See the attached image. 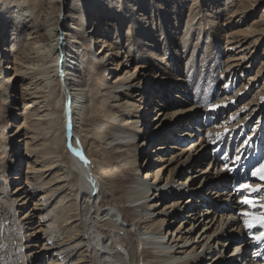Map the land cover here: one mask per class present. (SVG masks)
Returning <instances> with one entry per match:
<instances>
[{"label":"bare ground","instance_id":"bare-ground-1","mask_svg":"<svg viewBox=\"0 0 264 264\" xmlns=\"http://www.w3.org/2000/svg\"><path fill=\"white\" fill-rule=\"evenodd\" d=\"M212 1L213 6L211 0H0V23L6 25L0 35V92L5 115L21 117L16 126L9 119L0 144V264H42L40 258L45 264H255L246 252L248 237L238 240L245 225L264 219V194L234 197L223 166L232 162L217 166L215 154L202 167L214 144L209 128L205 137L179 146L203 131L191 125L197 104L180 116L167 108L171 78L184 82L183 88L172 86L170 96L177 100L171 103L186 100L188 83L204 84L195 67L183 69L182 56L197 59L201 50L199 66H214L220 48L212 50L225 30L222 0ZM233 1L224 0V6ZM257 2L237 0L230 12L241 9L237 22L251 19ZM143 7L151 11L156 31ZM261 17L225 37L227 47L240 48L228 67H249L244 59L264 38ZM22 30L26 37L19 42ZM189 39L199 48L187 44ZM134 61L139 63L132 69ZM92 74H99V82L91 81ZM150 77L162 83L149 84ZM258 95L248 102L256 104L250 114L264 103V92ZM233 99L217 101L218 109ZM22 101V110L12 112ZM215 107L203 115L212 122ZM238 123L216 135L225 138ZM162 127L167 128L161 132ZM251 185L256 193L264 190V174ZM229 240L238 242L227 252Z\"/></svg>","mask_w":264,"mask_h":264},{"label":"rangeland","instance_id":"rangeland-1","mask_svg":"<svg viewBox=\"0 0 264 264\" xmlns=\"http://www.w3.org/2000/svg\"><path fill=\"white\" fill-rule=\"evenodd\" d=\"M236 1L237 0H234L233 2L228 4L229 6L228 5L224 6V0H222L221 9H223V11L221 12V14L219 16V19L222 20L221 23H222V26L224 27L225 33H223L221 38H220L221 42H220L219 46H217V47L211 46V47H214L213 50H212L213 52H216L217 48L218 49L220 48V51H218V53H215L216 58H214V60L210 63L211 65L214 64V66L209 67V68L200 67L199 66L203 62V58H202L203 53H202L201 50H197V53H198V56H199L197 59H195V57L192 59V56L189 57L190 60L186 56H182L181 57L182 58V63L185 64V65H182L183 69L185 68L186 65L189 66V67H195V71L194 72L197 71L196 73H197L198 77L200 76L201 78L204 79L203 80L204 84H202V81L199 80V79L194 80L193 83L191 82L192 84L188 83L189 88L188 87L186 89L184 88L186 90L187 94H188V96H185L186 100L180 101V102H177V103H171V102H174L175 100H177V99L173 98L172 96H170L171 95L170 93H174L173 91H176V90H172V86H175V85L179 86L180 85L179 87L183 88V86L181 84H184V82L183 81H177L174 78L170 79L172 81L171 82V86H170V88H168V91H167V94H166V99L170 100L168 102L167 108H168L169 113L179 112L180 114L178 116L183 115V114H187L188 112H190L189 110L183 112V110H186L187 108L189 109V107H193L195 104H197L196 109L193 111V113H190V114H192L193 117L196 116V115H197V117L200 116V115L203 116L204 115V111L208 108L209 105H212L214 103L215 106H217V107H215V110H216V109H218V106L221 105V103H218L219 101L226 100L230 96H234V99L232 101H230V105L228 107L219 108L218 111H216L215 116L217 115V117H215L214 122H212V123L210 122V124L207 127L205 125H201L200 126V124H198V123H197V125H195L196 123L193 124L194 123V120H193L191 125L192 126L195 125L199 129H202L203 131L201 132V131H197L196 130L194 132V134H196V136H194V137L188 136L187 137L188 139L182 141L179 144L180 147H185L188 143H191V140L192 141L193 140H198L199 136H201L203 138L206 135H208V137H217L218 138V136L216 135V133L218 131L221 132L223 130V128H227V127L230 130L232 128V126L234 124L238 123L239 121L240 122L238 123L239 124L238 126H241L243 123H251V125H253V126L256 125L257 126V123H259L258 126L260 127L261 124L264 123V103L262 104L263 100H260V103L262 105L260 104L259 107H257L256 111L254 113H252V114H250V110L252 108L256 107V104L255 105H252V104L250 105L248 103V102H250L251 98H253V97L255 99L258 97L257 99H259L260 95H258V94H260L261 92H264V89H262V87H264V72H263L264 70L261 71V68L263 67V62L262 61L264 60V55L260 54L259 51H258V47L262 46L261 42L264 43V38L261 41L260 40L257 41L256 45H254L255 47H254L253 51L250 50L251 51L250 53H248V49L245 50V52L248 53L247 56H246V59H244L246 64L249 63V67H247V70H243L240 67H238V68L235 67L233 69L228 67L232 63V61H229V60H231L232 57H237L238 56L240 48L239 47H236L237 49L229 48V47H227L228 44L225 41V37L227 36V34L233 33L235 30H243V29H245V27L250 25V23L253 21V19H258L259 17L263 16L262 14H264V0H258V2L253 6V8L250 9V12L252 11L250 13V18L251 19L247 18V16H246V18H241L238 22H237L238 18H240V16H242V15H240L241 9H236L237 10L236 13L230 12V8L234 7V3ZM212 3H213V1L211 0V2L208 5L213 6ZM186 7H187V5L185 6V8ZM185 8L183 9V11L185 10ZM44 9H45V6H43V8H41L40 12H39V17H38V22H37L38 30L43 29L42 18H43V12L46 10V9L45 10ZM142 10L144 11V14L147 15V21L149 22L147 24L149 25V27L152 26L154 28V31H156V29H157V27L155 26L156 22L152 21V15L150 14L151 11L149 10V8L145 9L144 7L142 8ZM157 11H158L157 8H155L154 11H153L154 13H156L155 16H154L155 20H157V16H156L157 15ZM184 17H185V14L183 15V18ZM261 18H262V21H264V17H261ZM100 20L101 19H98V22H100ZM92 21H94V20L92 19L90 22H92ZM5 26H6L5 23H3L1 21V23H0V35L2 33V30L3 29L5 30ZM178 27H180L182 29L181 25H179ZM24 32H25V30H24ZM241 34H243V32ZM24 37H26V35H25V33H23V30H22V34H21V36L19 38V42L23 41ZM252 37H253L252 35L247 36L245 41L247 39L249 40ZM204 40H205V42L208 41L207 39H204ZM248 40H247V42H248ZM190 41H191L190 39L187 40V44H189ZM179 44L182 45L183 41H181ZM190 44H192L194 46V49H198L199 46H200V43L199 42H195V40H193V39H192ZM98 47H99L98 45L94 46V50L97 49ZM211 47L209 46V48L207 50H209ZM183 49H185V48H183ZM179 52L182 53L183 52L182 49ZM206 53H210V52L208 51ZM254 56H256V57H254ZM138 63L139 62H135V61L132 62L131 68L134 69V67L136 65H138ZM140 68L141 67H139V69ZM188 68H186V69H188ZM258 72H259V75L256 77V79H253L255 74L258 73ZM173 73H174V75H176L175 72H173ZM3 77L4 76H2V77L0 76V81L1 82L5 81V79H3ZM90 77H91L90 78L91 81H96V82L98 81L99 82V78H100L99 74H97V75H93L92 74V75H90ZM250 78H252V79H250ZM29 80H30V78L26 77V81H29ZM149 80H151V82H148L149 84L162 83V82H159V80L155 81L151 77H150ZM6 85L9 86V82L6 83ZM198 85H199V87H198ZM226 86H228V87L226 88ZM242 86H246V88L242 89ZM17 87H18V85L16 86V88ZM232 87H233V90H232ZM211 89L214 90V92L216 91L215 95L217 93H218V95L216 97L214 95V98L212 100L208 99L209 100L208 101L209 103H208L207 101H205L204 96H205L206 91H209ZM190 90L192 92H190ZM237 90L238 91L241 90V94L238 97H235V95L237 93ZM0 94H1L0 95V144H1L2 138L5 136V133L8 131L6 126H7V123L10 122L9 119L12 121V124L14 126H16V124L21 122L20 121L21 117L20 116H14L15 118L13 119L11 116H6L5 115L4 111H5V108L7 107V104H6V102L4 100H2L3 97L5 96V92L3 90H1ZM177 94L179 96H181V93H179L178 91L176 92V95ZM210 94H211V92H210ZM206 96H207V94H206ZM206 96H205V98H206ZM222 96H223L224 99H222ZM28 100H30V99H26V101H24V102H27ZM257 101H259V100H257ZM24 102L23 101L19 102L18 105L16 106V109L13 110L12 112L19 113L22 110V108H23L22 107V103H24ZM226 102H229V100H227ZM254 102H256V101H252V103H254ZM184 107H186V108H184ZM258 108H260L259 111H258ZM152 115H154V113H152L150 116H152ZM242 119H244V120H242ZM176 121H177V119L172 120L171 121L172 123H170V125L173 124L175 126L177 124ZM94 123H96V122H94ZM174 126H172V127H174ZM167 127H162L163 129H161V132H163V130H165ZM9 128H10V130L15 129V127H12V126L9 127ZM25 128L26 127H23V129H25ZM208 128H209V131L205 135L204 130L208 129ZM249 129L250 128L248 127L246 129H242V130L246 131V130H249ZM229 130H226L225 138H227V140L231 139V137L229 135ZM188 131H190V133L193 135V130L192 129H188ZM158 134L159 133H157L156 135H158ZM261 136H262V138L264 140V137H263L264 136V132H262ZM41 139L43 140V138H41ZM41 139L39 140L40 143L42 141ZM255 145H256V143H254V146ZM216 146H215V144H213V145H210L208 147L207 153L209 155H208V157H206L204 159V161L202 163V167L206 168L208 166V162L210 161V158H212L213 155L215 154L213 149L216 148ZM22 148H23V146H22ZM262 151H264V148L262 149ZM13 152H15L14 149H12L10 152H8L7 155L10 156V155H12ZM20 152H22V151L20 150ZM25 153L26 154H22L21 155V161L23 162L24 167H26V164H27V163L25 164L24 162L25 161L26 162L29 161V154L27 152H25ZM146 153H147V151H146ZM162 157H163V155H162ZM10 158H11V156H10ZM144 158H145L144 155L141 156L137 160V163H141V161L144 162ZM113 162L114 161L112 160V166L110 165V171L112 172V178L110 177V180H115V178H116L115 174H117V173H115V170L113 169V166H114ZM228 163H230V162H228ZM219 165H221V164L219 163V161H217V166H219ZM261 165H264V161L262 162ZM261 165L259 166L260 168H261ZM262 171H264V169H262ZM260 176H263V175H260ZM207 191H208L207 194L209 195V192L212 191V190L209 189V187H206L205 188V192H207ZM261 192H262L261 195H263L264 192L263 191H261ZM38 194H39V192H37V195ZM186 213H187V210H184L183 214H186ZM237 242L238 241H234V242L230 243V240H229L228 244L230 243L229 244L230 248L227 250V252L232 250V248L234 247V245H236ZM48 259H49V257L46 258V261ZM38 261L40 263H42V264H45V260L43 258L38 259Z\"/></svg>","mask_w":264,"mask_h":264}]
</instances>
